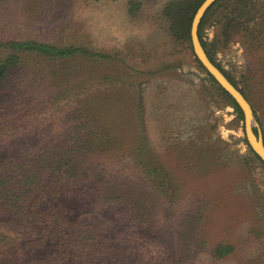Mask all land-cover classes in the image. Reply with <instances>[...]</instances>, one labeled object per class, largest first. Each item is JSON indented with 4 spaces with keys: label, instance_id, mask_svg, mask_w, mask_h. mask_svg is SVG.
Listing matches in <instances>:
<instances>
[{
    "label": "rangeland",
    "instance_id": "1",
    "mask_svg": "<svg viewBox=\"0 0 264 264\" xmlns=\"http://www.w3.org/2000/svg\"><path fill=\"white\" fill-rule=\"evenodd\" d=\"M128 1L0 0V42L33 39L106 56L50 62L20 54L0 91V174L7 176L18 159L55 146L60 134L76 129L77 115L86 124L98 121L92 125L115 137L107 141L112 148L102 156V174L130 180L153 203L147 226L123 212L114 215L116 208L103 202L84 212L95 228L105 229L109 242L121 246L122 255L133 253L140 264H165L162 258L172 264H264V165L248 159L243 120L219 85L207 80L191 44L171 37L162 14L167 0H134L140 4L134 16ZM210 24L202 30L208 42L220 30ZM6 53L0 47V56ZM213 57L244 89L242 73H250L264 53L248 52L234 37ZM258 81L256 76L250 81V99L254 119L264 127ZM183 146L200 151L199 167L219 150L229 169L188 171ZM149 162L185 184L178 201L164 200L150 186L161 177L142 165ZM204 193L208 204L197 201ZM171 200L179 202L174 210L167 209ZM222 243L232 252L216 258Z\"/></svg>",
    "mask_w": 264,
    "mask_h": 264
},
{
    "label": "trees",
    "instance_id": "2",
    "mask_svg": "<svg viewBox=\"0 0 264 264\" xmlns=\"http://www.w3.org/2000/svg\"><path fill=\"white\" fill-rule=\"evenodd\" d=\"M202 1H166L162 14L166 16L172 38H182L191 44V20ZM139 6L136 1L129 0V15L134 16ZM206 22L220 26L219 32H215L209 42L202 37L203 25ZM198 36L210 60L238 88L225 70L215 62L213 54L217 48L225 47L234 37H238L248 52L263 55L264 0H216L200 21ZM0 47L7 51L5 55L0 56V91L9 72L21 62L20 54H32L50 62H59L79 55L106 57L101 52L88 51L84 46H62L33 39L0 42ZM195 59L205 71L196 57ZM205 73L207 80L217 84L211 75L206 71ZM242 75L245 78L244 89H238L255 112L250 99L253 89L250 81L253 77H258V84L264 92V58L253 64L250 73ZM218 89L243 120L242 111L232 97L220 86ZM76 118V129L66 130L65 136L60 134L55 146L37 156L18 159L17 162H20L10 168L7 176L0 174V264H140L134 259L133 253L122 255L121 246L109 242L105 229L102 226L95 228L90 220L85 219L87 213L84 212L93 211L96 202H103L116 208L114 215L123 212L129 220L135 219L137 223L147 226L149 213L153 208L149 193L138 190L130 180L102 174V156L111 147L107 146V141L115 139L114 133L112 130L92 125L99 123L98 121L86 124L87 120L82 116L77 115ZM257 121L263 132L264 142L263 123L258 118ZM85 126L87 129H84ZM253 129L257 134V128ZM179 146L176 144V147ZM143 148L142 146L139 149L138 156L141 150L144 151ZM183 148L181 154L189 162L188 171L202 168V171H199L205 174L211 170L229 169L219 150L207 154L206 166L199 167L200 159L196 158L202 157L200 151H193L191 146ZM248 149V159L264 165L251 148ZM142 165L148 167L150 175L159 173L161 179L155 184L151 181L150 186L157 187L161 198L165 200L175 197L177 201L180 199L178 192L185 184L173 177H167L169 171L163 165L153 166L150 162ZM239 172H242V168ZM205 196L206 193L197 201L208 204ZM178 203L169 201L167 209L174 210L173 206ZM107 210L110 213L108 208ZM161 235L156 231L154 237L163 244ZM231 252L230 244H218L215 257L223 258ZM162 260L165 264L173 263L172 260Z\"/></svg>",
    "mask_w": 264,
    "mask_h": 264
},
{
    "label": "water",
    "instance_id": "3",
    "mask_svg": "<svg viewBox=\"0 0 264 264\" xmlns=\"http://www.w3.org/2000/svg\"><path fill=\"white\" fill-rule=\"evenodd\" d=\"M216 0H203L196 9L190 24V42L194 56L200 62L205 71L213 77L216 83L228 93L236 102L243 114V132L248 146L264 164V142L258 123L254 119L253 110L249 101L240 90L225 76L208 57L198 36V27L206 10ZM253 127L257 128V134Z\"/></svg>",
    "mask_w": 264,
    "mask_h": 264
}]
</instances>
